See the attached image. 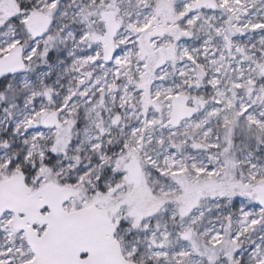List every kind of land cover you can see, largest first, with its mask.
Here are the masks:
<instances>
[{
  "label": "snow or ice",
  "instance_id": "snow-or-ice-1",
  "mask_svg": "<svg viewBox=\"0 0 264 264\" xmlns=\"http://www.w3.org/2000/svg\"><path fill=\"white\" fill-rule=\"evenodd\" d=\"M0 264H264V0H0Z\"/></svg>",
  "mask_w": 264,
  "mask_h": 264
}]
</instances>
